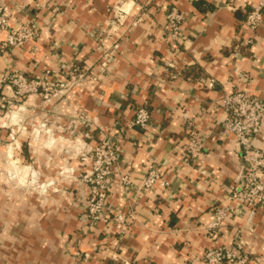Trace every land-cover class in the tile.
<instances>
[{
    "label": "crops",
    "instance_id": "crops-1",
    "mask_svg": "<svg viewBox=\"0 0 264 264\" xmlns=\"http://www.w3.org/2000/svg\"><path fill=\"white\" fill-rule=\"evenodd\" d=\"M260 1L0 0L10 10V29L26 23L41 31L23 48L0 52V82L8 70L56 82L82 76L50 103L26 98L23 116L28 126L73 130L90 146L115 140L121 154L107 211L111 219L127 218L122 231L113 221L86 223L87 186L70 193L73 179L58 178L78 169L67 154L72 145L34 139L31 151L22 136L41 182L54 181L60 193L41 197L0 178V264H204L205 250L241 239L248 264H264V207L248 224L252 209L235 206L221 230L208 233L210 208L228 204L243 184L242 154L225 128L221 101L237 90L264 98V20L255 32L246 25ZM173 7L185 15L178 41L165 31ZM143 108L149 126H131ZM192 127L204 149L186 164ZM254 144L264 149V126ZM150 164L168 186L143 187ZM123 175L130 184L119 182Z\"/></svg>",
    "mask_w": 264,
    "mask_h": 264
},
{
    "label": "built area",
    "instance_id": "built-area-1",
    "mask_svg": "<svg viewBox=\"0 0 264 264\" xmlns=\"http://www.w3.org/2000/svg\"><path fill=\"white\" fill-rule=\"evenodd\" d=\"M121 11L120 8L116 9ZM165 31L172 41H178L182 36V26L185 15L179 9L171 8L167 15ZM10 10L0 4V52L13 48H23L29 42L37 40L41 31L35 26L21 23L14 29H10ZM264 20V0L252 9L246 18V25L255 32ZM106 63H103L105 66ZM75 73V72H73ZM67 83H59L47 80L43 77H31L23 72H6L1 80L0 90L11 92L17 102L26 101V98L40 96L46 100L50 97H59L66 92L67 87L77 85L82 76L73 74ZM78 77V79H77ZM80 77V78H79ZM2 101L10 104L6 96ZM225 110L224 121L227 132L234 136L244 162L243 184L234 189L229 196V203L224 205L214 204L210 208L211 222L208 226L209 236L214 237L227 219L237 212V207L251 208V214L247 218L248 224L252 223L253 215L258 207H264V149L255 146L254 142L263 130L264 126V98L252 95L248 92L237 90L227 94L221 101ZM151 122L149 110L140 109L131 122V126L146 128ZM188 140L184 153V162H195L203 152L204 142L197 127L189 128ZM120 149L115 143L106 137L96 146H83L81 159L88 168L84 185L88 193L84 197L83 218L91 226L98 222L108 223L113 221L120 225L121 231L127 226V218L123 214H115L113 218L108 215L107 206L109 191L116 182L115 170L120 159ZM123 185L131 183L129 175L119 178ZM160 184L163 187L169 184L162 180L160 171L150 164L147 175L143 180V187L150 189ZM237 206V207H235ZM246 243L241 239L232 246L217 245L205 250L201 261L204 264H248L250 258L245 250ZM264 261V257L260 258ZM257 260L260 261L261 260ZM188 264H198L191 261Z\"/></svg>",
    "mask_w": 264,
    "mask_h": 264
},
{
    "label": "rangeland",
    "instance_id": "rangeland-1",
    "mask_svg": "<svg viewBox=\"0 0 264 264\" xmlns=\"http://www.w3.org/2000/svg\"><path fill=\"white\" fill-rule=\"evenodd\" d=\"M6 72L12 71L8 70ZM13 72H16V70H14ZM67 82L68 80L59 83ZM70 88L71 87H67L66 91ZM3 96H6L10 104L4 103L2 101ZM55 98L57 97H50L48 98V100L44 98L42 99H44L45 102L50 103ZM23 105V101L17 102L16 98L12 95L11 92H4L2 89L0 90V135L5 136L3 148L2 144L0 145V148L3 149L2 152L0 151V178L9 179L10 181L14 182V184L16 182H21V187L25 190V192L36 193L41 197L47 196L50 190H52L53 193L58 194L59 189L57 188V186L55 187L54 181H48L47 183L41 182V179L43 178L41 174L42 172L40 173L39 171L32 168L31 156H29L31 160L26 158L25 148L29 147L27 144V142H29L30 150L32 151L34 139L42 141L44 138L46 140L45 146H47L49 142H67L72 145L70 152L67 154H71L70 161H76L78 163V169H65L63 172H60L61 174L58 176V178L61 181L63 180L64 176L67 177L66 179H73L72 184H74V187L71 186L69 188L70 193H73L74 189L77 190V188H80V185L83 183L82 181L84 180V177L86 175V171L88 170L81 159L82 148L83 146L90 145L83 142L80 136L78 134H75L73 130H70L71 132L68 133L65 132L63 130L64 127L62 126L52 128L50 124L46 123L40 124L39 126H28L27 119H24L23 116V113L28 112V109L26 110L25 108V110L23 111ZM58 129L61 131H59ZM66 133L68 134V136H65ZM22 136L25 137V140H27L28 138L27 142H24L23 145L20 143V140L22 141ZM38 147L41 149L44 148L43 145H40ZM27 154L30 153L27 152ZM76 170H79V172L76 173ZM86 192L88 193V189ZM0 232L2 234V230H0Z\"/></svg>",
    "mask_w": 264,
    "mask_h": 264
},
{
    "label": "trees",
    "instance_id": "trees-1",
    "mask_svg": "<svg viewBox=\"0 0 264 264\" xmlns=\"http://www.w3.org/2000/svg\"><path fill=\"white\" fill-rule=\"evenodd\" d=\"M114 264V263H113Z\"/></svg>",
    "mask_w": 264,
    "mask_h": 264
}]
</instances>
